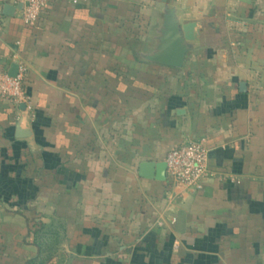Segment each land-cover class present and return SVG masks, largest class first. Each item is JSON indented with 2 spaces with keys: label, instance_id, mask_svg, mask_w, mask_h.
<instances>
[{
  "label": "crops",
  "instance_id": "obj_1",
  "mask_svg": "<svg viewBox=\"0 0 264 264\" xmlns=\"http://www.w3.org/2000/svg\"><path fill=\"white\" fill-rule=\"evenodd\" d=\"M73 1L0 8L28 97L0 99V264H264V0ZM165 4L200 30L180 69L142 58ZM200 139L202 190L139 176Z\"/></svg>",
  "mask_w": 264,
  "mask_h": 264
},
{
  "label": "built area",
  "instance_id": "obj_2",
  "mask_svg": "<svg viewBox=\"0 0 264 264\" xmlns=\"http://www.w3.org/2000/svg\"><path fill=\"white\" fill-rule=\"evenodd\" d=\"M48 0H0V8L6 5H23L22 22L26 26L36 24ZM77 3L78 0H74ZM18 74L11 77L8 71L0 68V99L20 105L27 102L24 89L27 68L18 65ZM210 149L205 139L190 141L172 149L166 157L167 174L171 191L197 192L213 180L215 174L209 166ZM176 219H172L175 223Z\"/></svg>",
  "mask_w": 264,
  "mask_h": 264
},
{
  "label": "water",
  "instance_id": "obj_3",
  "mask_svg": "<svg viewBox=\"0 0 264 264\" xmlns=\"http://www.w3.org/2000/svg\"><path fill=\"white\" fill-rule=\"evenodd\" d=\"M23 5H6L5 14L13 16ZM200 34L199 26L195 22L183 23L177 14L175 6L165 4L163 7L161 26L157 30L155 44L148 54H143L144 61L159 66L180 69L184 67L187 56L196 47V40ZM19 66L13 64L8 74L16 77ZM247 84L241 83V91L246 92ZM167 164L143 162L139 165V176L145 179H166Z\"/></svg>",
  "mask_w": 264,
  "mask_h": 264
},
{
  "label": "trees",
  "instance_id": "obj_4",
  "mask_svg": "<svg viewBox=\"0 0 264 264\" xmlns=\"http://www.w3.org/2000/svg\"><path fill=\"white\" fill-rule=\"evenodd\" d=\"M47 261H48V260L43 261V262H38L37 260H33V261L28 262L27 264H46Z\"/></svg>",
  "mask_w": 264,
  "mask_h": 264
}]
</instances>
